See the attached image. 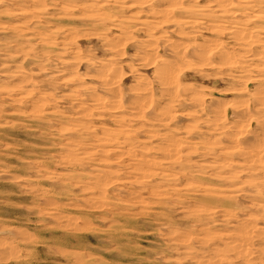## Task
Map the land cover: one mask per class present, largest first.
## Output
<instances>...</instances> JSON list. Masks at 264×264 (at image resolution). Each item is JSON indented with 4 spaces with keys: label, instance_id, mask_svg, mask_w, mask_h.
<instances>
[{
    "label": "rangeland",
    "instance_id": "obj_1",
    "mask_svg": "<svg viewBox=\"0 0 264 264\" xmlns=\"http://www.w3.org/2000/svg\"><path fill=\"white\" fill-rule=\"evenodd\" d=\"M260 96L264 0H0V264H264Z\"/></svg>",
    "mask_w": 264,
    "mask_h": 264
},
{
    "label": "bare ground",
    "instance_id": "obj_2",
    "mask_svg": "<svg viewBox=\"0 0 264 264\" xmlns=\"http://www.w3.org/2000/svg\"><path fill=\"white\" fill-rule=\"evenodd\" d=\"M219 3H220V2H219ZM223 3H224V2H223ZM171 7H173V6H171ZM209 52H210V51H209ZM209 52H208V53H209ZM210 53H211V52H210ZM214 53H215V52H214ZM217 54H218V53H217ZM209 55H210V54H209ZM211 55H212V54H211ZM215 55H216V54H215ZM218 55H219V54H218ZM197 56H198V55H197ZM207 56H208V54H207ZM215 57H216V56H215ZM218 57H221V55L218 56ZM197 59H198V58H197ZM168 80H169V79H168ZM171 80H172V79H171ZM162 81H163V80H162ZM165 81H167V80H165ZM168 82H169V81H168ZM170 83H171V82H170ZM168 85H169V84H168ZM172 85H173V83H172ZM169 86H170V85H169ZM171 87H172V86H171ZM112 90H113V89H112ZM140 93H141V92H140ZM259 93H260V92H259ZM138 95H140V94H138ZM260 97H261V96H260ZM260 97H259V99H260ZM261 98L263 99V96H262ZM255 99H256V98H255ZM131 101H132V100H131ZM135 102H136V101H135ZM257 102H258L257 104H260L261 100H260V101L258 100ZM132 104H133V103H132ZM257 104H256V105H257ZM263 104H264V99H263V101H262V105H263ZM260 106H261V104H260ZM256 107H258V106H256ZM259 108H261V107H259ZM253 110H254V109H253ZM253 110H252V111H253ZM257 110H259V109H257ZM257 110H256V111H257ZM261 112H262V111H261ZM250 113H251V112H250ZM259 113H260V111H259ZM241 114H242V113H241ZM245 114H246V113H245ZM251 114H252V113H251ZM257 114H258V112H257ZM257 114H256V115H257ZM239 116H240V115H239ZM262 116H263V115H262ZM258 117H260V116H258ZM255 118H256V117H255ZM262 118H263V117H262ZM262 118H261V119H262ZM261 121H263V119H262ZM254 122H255V121H254ZM258 122H259V120H258ZM167 156H168V155H167ZM176 158H177V157H176ZM174 161H175V160H174Z\"/></svg>",
    "mask_w": 264,
    "mask_h": 264
}]
</instances>
